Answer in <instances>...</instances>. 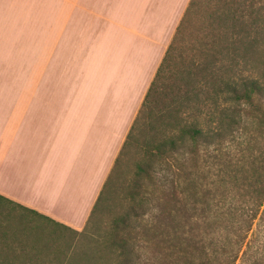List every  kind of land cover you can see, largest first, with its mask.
I'll return each mask as SVG.
<instances>
[{
	"label": "crops",
	"instance_id": "1",
	"mask_svg": "<svg viewBox=\"0 0 264 264\" xmlns=\"http://www.w3.org/2000/svg\"><path fill=\"white\" fill-rule=\"evenodd\" d=\"M191 0H0V196L89 218Z\"/></svg>",
	"mask_w": 264,
	"mask_h": 264
},
{
	"label": "trees",
	"instance_id": "2",
	"mask_svg": "<svg viewBox=\"0 0 264 264\" xmlns=\"http://www.w3.org/2000/svg\"><path fill=\"white\" fill-rule=\"evenodd\" d=\"M199 1H190L81 231L0 196V203L55 231L87 238L84 264H264V0H214L205 43L184 75L177 74V93L159 111L169 122L158 125L160 139L145 147L144 159L177 160V205H165L148 222L147 193L139 197L141 209L131 205L118 214L112 206L121 156L142 121L152 118L150 104ZM117 199L118 205L135 200Z\"/></svg>",
	"mask_w": 264,
	"mask_h": 264
},
{
	"label": "rangeland",
	"instance_id": "3",
	"mask_svg": "<svg viewBox=\"0 0 264 264\" xmlns=\"http://www.w3.org/2000/svg\"><path fill=\"white\" fill-rule=\"evenodd\" d=\"M213 2L214 0H200L197 9L190 16L183 38L179 41L166 69L156 100L150 104L152 118L146 117L142 121L134 132L132 145L126 148L121 156L115 175L112 204L117 206L118 214L128 212L131 205L141 209L139 197L145 193L146 206L151 209L147 210L144 216L147 222L155 216H161L165 205L172 206V209L177 205V160L163 163L146 162L143 151L145 147L156 146L160 139L157 134L158 125L169 122L162 113L165 109L160 114L163 117H158L159 111L166 106L169 96L177 93V74L184 75L189 68V61L198 56L197 49L205 43L202 42V37L209 28L207 14ZM149 169L152 172L147 173ZM154 169L163 173L162 178L154 175ZM117 196L128 199L133 196L135 200L132 204L124 200L118 205ZM153 209H158V212ZM109 211V208L102 211L99 227L102 228L110 218ZM175 218L177 221V210ZM0 226V264H84L80 254L91 247L87 238H76L63 230L55 231L46 222L39 221L29 213L10 208L5 203H0Z\"/></svg>",
	"mask_w": 264,
	"mask_h": 264
},
{
	"label": "clouds",
	"instance_id": "4",
	"mask_svg": "<svg viewBox=\"0 0 264 264\" xmlns=\"http://www.w3.org/2000/svg\"><path fill=\"white\" fill-rule=\"evenodd\" d=\"M209 147H211V145H209ZM185 155H189L188 153H185ZM154 175L157 177V178H162L163 176V173L162 172H159V171H156L154 169ZM154 212H158V209H153Z\"/></svg>",
	"mask_w": 264,
	"mask_h": 264
}]
</instances>
